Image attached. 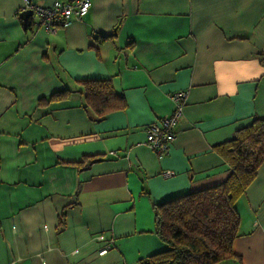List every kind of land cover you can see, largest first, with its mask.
<instances>
[{"label": "crops", "instance_id": "obj_1", "mask_svg": "<svg viewBox=\"0 0 264 264\" xmlns=\"http://www.w3.org/2000/svg\"><path fill=\"white\" fill-rule=\"evenodd\" d=\"M22 7L0 0V264H139L166 249L152 204L223 182L216 147L264 119V0H91L54 32ZM103 79L125 107L94 121L82 80ZM176 91L158 158L145 127ZM235 208L218 264H264V162Z\"/></svg>", "mask_w": 264, "mask_h": 264}, {"label": "trees", "instance_id": "obj_2", "mask_svg": "<svg viewBox=\"0 0 264 264\" xmlns=\"http://www.w3.org/2000/svg\"><path fill=\"white\" fill-rule=\"evenodd\" d=\"M260 61L264 63V54ZM81 93L94 121L125 107L108 79L82 80ZM216 148L230 169L229 175L219 184L152 204L154 233L166 249L139 264H218L233 257L239 223L235 205L264 162V119H253ZM90 158L94 161L97 156Z\"/></svg>", "mask_w": 264, "mask_h": 264}, {"label": "built area", "instance_id": "obj_3", "mask_svg": "<svg viewBox=\"0 0 264 264\" xmlns=\"http://www.w3.org/2000/svg\"><path fill=\"white\" fill-rule=\"evenodd\" d=\"M22 11L30 10L32 22L43 27L46 32H54L58 25H65L73 18L84 16L91 6V0H54L49 5H38L31 0H22ZM185 92L176 91L171 95L173 108L168 114L150 122L145 127L144 143L154 152L155 156L162 158L169 154L170 146L175 138L177 121L182 115ZM114 154V152H111ZM170 171H163L161 176L167 178ZM100 240L105 237L102 234L96 236ZM102 248L100 253H104Z\"/></svg>", "mask_w": 264, "mask_h": 264}, {"label": "water", "instance_id": "obj_4", "mask_svg": "<svg viewBox=\"0 0 264 264\" xmlns=\"http://www.w3.org/2000/svg\"><path fill=\"white\" fill-rule=\"evenodd\" d=\"M20 15L23 17V19H26L28 16L31 15V11L30 10H24L20 13Z\"/></svg>", "mask_w": 264, "mask_h": 264}]
</instances>
